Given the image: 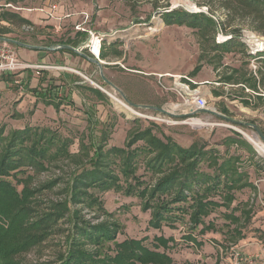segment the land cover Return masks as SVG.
Here are the masks:
<instances>
[{
    "label": "rangeland",
    "instance_id": "1",
    "mask_svg": "<svg viewBox=\"0 0 264 264\" xmlns=\"http://www.w3.org/2000/svg\"><path fill=\"white\" fill-rule=\"evenodd\" d=\"M220 1L0 0V16L15 13L32 25L15 26L1 22L0 27L10 29L2 37L32 47L56 49L44 60L45 64L40 65L37 55L32 58L25 56L31 49L7 44L16 61L23 66L18 71L0 75V131L8 135L25 129L48 130L50 136L54 134L70 141V157L52 163L35 176L34 189L54 180L60 181L55 187L43 190L46 200L71 199V193L67 191L75 175L94 168L97 163L92 144H103V131L107 133L106 150H127L134 135L149 132L164 143L171 139L184 149L194 145L205 146L207 150L215 149L221 157L237 159L238 172L246 175L247 180L226 193L234 195L231 202L224 200V205L201 216L202 222L198 226L190 223L189 215H184L173 227L164 226L161 230L150 227L152 212L147 210V202L126 194L128 184H134V181L124 182L120 170L114 167L111 168L115 171L113 175L121 179L122 190L87 188L81 192L82 202L71 204L73 219H76L74 213L79 212L80 218L92 224L110 220L117 223L118 242L145 239L146 246L151 248L155 238L174 239L175 246L170 245L167 252L174 264H220V250H223L224 258L230 249L227 257L232 254L233 261L237 250L243 255L253 239L261 237V226H264V154L242 132L252 138L257 134L252 128L226 122L213 114L225 115L222 106L206 96L208 92L205 89H200V92L207 97L212 113L188 110L174 87L180 77L183 82L189 83L184 78L204 73L205 68L219 70L218 74L224 80L225 71L234 70L235 75H242L251 67L253 56L242 40L230 53L214 48L218 43L223 44L227 33L235 29L242 32L252 30L248 21H233L221 8ZM260 1L264 4V0ZM176 2L179 4L176 5ZM187 2L198 9L190 10ZM204 7H208L207 15L224 22L225 26L219 33L203 34L186 25H167L163 17L174 10L197 14ZM94 37L100 40L101 51L107 59L92 54ZM69 41H75L76 49L81 53L104 61L105 77L131 103L162 108L176 117L142 109H134L139 115H133L121 108L106 92L123 101L121 95L103 81L97 65L79 54H55L60 52L61 44ZM256 64L261 72L264 71V59H257ZM34 77L38 79L36 87L32 81ZM75 82H78L79 89ZM52 85L60 88L54 98L48 94ZM202 86L191 84V88ZM52 101L54 104L50 105ZM174 105L180 108L174 110ZM225 116L243 124L261 126L259 116L243 114L236 107L231 108V115ZM244 140L256 149L258 155L241 143ZM143 146L145 143L140 141L133 148ZM143 158H138L134 171L141 182L152 187L161 176L148 171L142 163ZM199 169L209 174L213 172L207 163H201ZM18 190L21 192L22 186ZM92 197L113 218L99 215L98 207L92 206L95 203ZM37 198H41V194ZM37 198L35 196L33 200ZM210 198L223 201L220 196ZM182 205L177 207H187V204ZM34 221L35 218L30 219V222ZM63 221L60 222L63 226L45 242L14 260L21 264H60V256L66 249L67 233L63 230L72 226L70 223L63 224ZM87 247L95 250L91 245ZM109 247L113 249L112 245Z\"/></svg>",
    "mask_w": 264,
    "mask_h": 264
},
{
    "label": "trees",
    "instance_id": "2",
    "mask_svg": "<svg viewBox=\"0 0 264 264\" xmlns=\"http://www.w3.org/2000/svg\"><path fill=\"white\" fill-rule=\"evenodd\" d=\"M220 2L221 8L233 21H248L253 31L264 35V4L260 0ZM163 17L167 25H186L203 34H217L225 26L224 22L216 21L204 13L190 15L174 10L165 13ZM1 22L32 26L28 20L15 13L2 14ZM9 32V28L0 27V37ZM226 36L229 37L226 43H218L214 46L215 50L232 52L236 49V44L241 42L242 31L235 29ZM65 45L76 47L77 43L69 41ZM63 51L70 53L68 50ZM101 57L105 58L102 51ZM95 92L101 95L98 91ZM53 104L52 101L50 105ZM225 114L229 116L228 113ZM50 135L48 130L39 129L18 130L8 135L0 131V264H21L14 259L45 242L63 226L60 224L62 220L63 224L70 223L72 226L63 230L67 233L66 249L60 256V264H174L167 253L170 245L175 246L174 239L155 238L151 248L146 246L145 239L118 242L117 223L110 220L92 224L85 218H80L79 212L74 213L76 219H73L71 204L81 203V192L87 188L122 190L121 179L113 175L115 171L111 168L114 167L120 170L124 182L134 181V184H128L126 194L147 202L146 208L152 212L150 227L157 230L164 226L173 227L184 215H189L190 223L198 226L202 222L201 216L218 209L221 204L224 205V200L231 202L234 195L226 193L247 180L246 175L238 172L237 159L221 157L215 149L207 150L205 146L199 145L184 149L171 139L164 143L145 132L134 135L127 150H106L107 133L103 131V144H92L97 163L93 165L94 168L75 175L73 184L67 191L68 194L71 193L70 201H50L46 200L42 192L55 187L60 181L54 180L34 189L35 176L52 163L71 155L70 141ZM140 141L145 146L133 148ZM241 143L254 155H258L250 143L245 140ZM140 156L144 157L142 163L148 167V171L161 176L152 187L136 177L134 170ZM201 163H207L213 172H201ZM31 172L32 175L29 174ZM19 186H22L21 192L18 190ZM40 194L41 198H37ZM35 196L37 199L33 200ZM210 196H220L223 201H215ZM92 200L95 202L92 206L98 207L99 215L113 218L94 197ZM186 204L187 207H177ZM33 218L35 221L30 222ZM186 240L189 241L188 238ZM88 245L95 250L89 249ZM108 245H112L113 249L108 248Z\"/></svg>",
    "mask_w": 264,
    "mask_h": 264
},
{
    "label": "crops",
    "instance_id": "3",
    "mask_svg": "<svg viewBox=\"0 0 264 264\" xmlns=\"http://www.w3.org/2000/svg\"><path fill=\"white\" fill-rule=\"evenodd\" d=\"M63 50L66 49L62 47L61 49H59L60 52H57L55 54H78L69 50L68 51L70 53H67ZM55 51L56 49L35 47L34 50H28L25 56L32 58L37 55L40 61L39 63L41 65V63L45 64L44 60H47L48 55H51V53H54ZM104 59H107V57ZM103 63L106 64L104 61ZM59 64L62 65L61 63ZM218 73L219 70H214L212 67H210V70L205 68L204 73L200 72L198 75L190 79L194 81L196 85L204 86H202L201 89H205V91L208 92L206 96L211 97L215 103H218L222 106L223 114L228 113L229 115H231V108L236 107L243 114H254L256 116H259L261 119L262 127L260 125L259 126L264 132V71L261 72L259 70L254 73L251 67H249L248 70L246 72H243L242 75H235L234 73H236V71L228 70L227 72H224V80H222V77ZM32 81L35 82L34 87H36L38 84L37 77H34ZM74 84H76V88L79 89L78 82H75ZM59 90L60 88L58 87V85H52L48 90L50 98L56 97ZM260 235L261 237L253 239V241L246 247L245 250L242 249L244 250L243 255L245 257H252L254 264H264V226H261ZM228 251L227 253H225L226 256L223 258V250H220V264H228L229 262H231L232 254L231 257H227Z\"/></svg>",
    "mask_w": 264,
    "mask_h": 264
},
{
    "label": "built area",
    "instance_id": "4",
    "mask_svg": "<svg viewBox=\"0 0 264 264\" xmlns=\"http://www.w3.org/2000/svg\"><path fill=\"white\" fill-rule=\"evenodd\" d=\"M200 13L208 14V7L198 10ZM227 37L226 40H228ZM241 40L247 45L249 54L253 56L251 62V68L254 73L259 71V67L256 64L257 59H264V37H259L252 30H245L242 32ZM226 41H224L225 43ZM263 55V56H262ZM262 56V57H260ZM255 57V58H254ZM21 64L16 61V56L9 49L8 45L0 43V75L8 74L21 69ZM189 83L183 82V78L180 77L177 84H174L177 89L178 96L183 100L184 106L190 111L197 110H210L207 98L200 92L201 87L191 88V84H195L189 78H184ZM216 110L215 108H213ZM234 259L230 264H254L252 257H245L238 250L233 255Z\"/></svg>",
    "mask_w": 264,
    "mask_h": 264
},
{
    "label": "water",
    "instance_id": "5",
    "mask_svg": "<svg viewBox=\"0 0 264 264\" xmlns=\"http://www.w3.org/2000/svg\"><path fill=\"white\" fill-rule=\"evenodd\" d=\"M0 43H4V44H11V45H17V46H20V47H24V48H27V49H31V50H34L35 47H32L30 45H27V44H23L21 42H18V41H15V40H12V39H9V38H6V37H0ZM64 49L66 50H69V51H72V52H75V53H78L79 55H81V57L87 59L88 61H90L91 63L97 65L99 67V69L101 70V77L103 79V81L109 86L111 87L112 89H114L117 93H119L123 99V101L128 105L130 106L131 108L133 109H142V110H147V111H153V112H157L161 115H167V116H173V117H176L175 115L169 113L168 111L162 109V108H157V107H151V106H139V105H135L133 103H131L127 98L126 96L121 93L115 86L114 84H112L104 75V72H103V61L99 60L98 57L97 58H90L88 57L87 55H85L84 53H81L79 51V49H76V48H73L71 46H67V45H64L62 46ZM62 47H59V49H61ZM196 113H212L211 111L209 110H197ZM215 114L217 117H219L220 119L226 121V122H229V123H232V124H235V125H242L244 127H248V128H252L255 133L257 134V137H255V139L259 140L263 145H264V132L263 130L257 126V125H253V124H250V123H245L243 124L242 122H239V121H235L225 115H222V114H219V113H213ZM253 145V144H252ZM254 146V145H253ZM255 147V146H254Z\"/></svg>",
    "mask_w": 264,
    "mask_h": 264
},
{
    "label": "bare ground",
    "instance_id": "6",
    "mask_svg": "<svg viewBox=\"0 0 264 264\" xmlns=\"http://www.w3.org/2000/svg\"><path fill=\"white\" fill-rule=\"evenodd\" d=\"M181 1V0H179ZM183 1V0H182ZM179 4L178 2H176V5ZM184 4V3H183ZM186 5V4H185ZM187 5L189 6L190 10H197L198 8L187 2ZM227 38V37H226ZM227 41V40H225ZM92 54H94L95 56L100 57V53H101V42L98 38L93 39V45H92ZM204 87V86H203ZM107 95H109V97L117 104L119 105L121 108L125 109L126 111H128L130 114L133 115H139V113H137L133 108H131L130 106H128L125 102H123L122 100H120L119 98H117L115 95L106 92ZM180 108L178 105H174L173 109L176 110ZM198 124V123H196ZM199 125V124H198ZM242 132V131H241ZM244 134V136L255 146V148L257 150H259L262 154H264V145L257 139L250 137L248 134H246L245 132H242Z\"/></svg>",
    "mask_w": 264,
    "mask_h": 264
}]
</instances>
